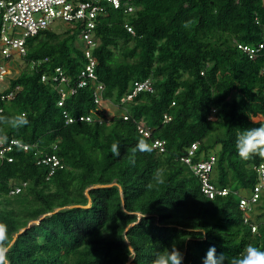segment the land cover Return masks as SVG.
<instances>
[{
  "label": "trees",
  "instance_id": "1",
  "mask_svg": "<svg viewBox=\"0 0 264 264\" xmlns=\"http://www.w3.org/2000/svg\"><path fill=\"white\" fill-rule=\"evenodd\" d=\"M133 1L134 11L109 8L96 27L102 102L97 81H89L60 106L53 83L42 80L56 66L77 79L85 64L77 28L58 22L40 31L27 39L26 55L4 58L0 46V64L19 61L0 93V115L26 113L29 121L5 134L30 146L0 163V223L14 241L8 264H152L156 251L172 246L183 264H202L211 246L229 256L248 245L264 250V194L254 211L257 232L239 206L264 159L243 161L235 148L238 131L264 125V51L250 57L237 44L264 42V0ZM147 78L153 90L123 100ZM16 86L13 98H2ZM140 140L150 151L133 154ZM193 142L192 162L214 154L211 180L229 193L203 192L183 159ZM47 153L62 163L51 175L38 163ZM16 184L22 188L12 193Z\"/></svg>",
  "mask_w": 264,
  "mask_h": 264
},
{
  "label": "built area",
  "instance_id": "2",
  "mask_svg": "<svg viewBox=\"0 0 264 264\" xmlns=\"http://www.w3.org/2000/svg\"><path fill=\"white\" fill-rule=\"evenodd\" d=\"M109 8L123 9L125 12H132L136 9L133 0H0V46L4 58L15 54L26 55L28 51L27 39L37 35L40 31L50 28L58 22L75 27L79 31V37L83 43L85 64L80 68L77 79L73 81L71 76L66 73L63 67L56 66L52 73H43L42 80L51 82L59 94L58 105L62 106L69 94L75 93L78 88L84 87L89 81L96 82L95 89L96 102H102L100 90L103 88L102 83H98V74L96 71L97 59L93 55V49L96 47L98 40L96 37V27L100 18L108 14ZM128 31L135 33L130 24H125ZM238 47L246 52L250 57L256 56L260 51H264V42L258 45L238 42ZM49 58L33 59L31 66H37L41 61H47ZM16 68L9 62L0 64V93L8 85V78L13 76ZM264 71V68H263ZM11 89L7 94L2 93V98H13L16 92ZM143 90H153L150 78L137 80L131 93L123 100L131 99L138 92ZM2 108H0V112ZM67 116V121L74 120L72 116ZM91 119V116H80L78 119ZM213 118V116H210ZM106 117V121H108ZM171 116L164 115V120L169 121ZM139 131L146 137L151 136V129L144 123L138 124ZM199 142H193L189 149V156L183 159L189 163L202 181V190L208 197H215L218 194H227L228 187H217L211 180V173L216 161L214 154L208 158L192 162V157L197 150ZM154 146L164 149V141L156 139ZM15 147L28 150L29 144L19 138H14L0 142V163L5 160L13 161L14 156L9 155ZM38 163L49 165V175L53 174L58 166L62 167L60 158L56 153H47L38 160ZM258 180L251 189L249 194L239 195V206L244 212V221L252 226V231H258V224L253 220L254 211L257 209L259 200L264 194V161L256 166ZM26 183H23L25 185ZM22 186L17 185L11 189L12 193H17ZM67 264V263H62Z\"/></svg>",
  "mask_w": 264,
  "mask_h": 264
},
{
  "label": "clouds",
  "instance_id": "3",
  "mask_svg": "<svg viewBox=\"0 0 264 264\" xmlns=\"http://www.w3.org/2000/svg\"><path fill=\"white\" fill-rule=\"evenodd\" d=\"M29 123L26 113H18L8 117L0 115V142L8 139L5 129L12 128L20 130ZM235 148L238 157L248 161L254 157L264 159V125L259 127L245 128L237 132ZM111 151L113 155L119 156V145L113 144ZM150 151V146L140 140L132 150L136 152ZM162 182V181H161ZM14 246V241L8 236L7 226L0 223V264H8V253ZM131 259H135L131 257ZM184 254L176 247L163 248L154 253L152 264H183ZM202 264H264V250L254 245H248L238 256H229L226 253L217 252L215 246L209 247Z\"/></svg>",
  "mask_w": 264,
  "mask_h": 264
},
{
  "label": "rangeland",
  "instance_id": "4",
  "mask_svg": "<svg viewBox=\"0 0 264 264\" xmlns=\"http://www.w3.org/2000/svg\"><path fill=\"white\" fill-rule=\"evenodd\" d=\"M67 25V24H66ZM65 25V26H66ZM54 26H56V24L54 25ZM68 26V25H67ZM16 58H14V60H11L10 62H9V64H13L14 66H15V68H16V70H15V72L13 73V75L15 74V73H17L18 72V70H19V68H18V66H17V63H19V61H16L15 60ZM7 63V62H6ZM107 112L110 114L111 112H113V111H115V108H113V106H111L110 104L108 105L107 104ZM247 194H249L250 193V191H247L246 192Z\"/></svg>",
  "mask_w": 264,
  "mask_h": 264
},
{
  "label": "water",
  "instance_id": "5",
  "mask_svg": "<svg viewBox=\"0 0 264 264\" xmlns=\"http://www.w3.org/2000/svg\"><path fill=\"white\" fill-rule=\"evenodd\" d=\"M34 222H39V219H37V220H34Z\"/></svg>",
  "mask_w": 264,
  "mask_h": 264
}]
</instances>
